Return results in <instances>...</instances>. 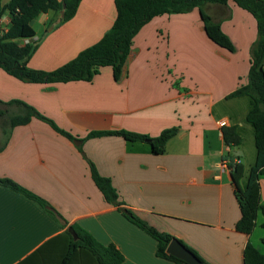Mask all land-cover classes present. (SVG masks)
<instances>
[{"label": "crops", "instance_id": "1", "mask_svg": "<svg viewBox=\"0 0 264 264\" xmlns=\"http://www.w3.org/2000/svg\"><path fill=\"white\" fill-rule=\"evenodd\" d=\"M8 0H0L4 3ZM233 49L206 33L197 6L163 12L144 22L132 37L119 78L105 64L92 79L24 81L0 66V99L24 100L53 119L73 138L32 117L12 128L0 149V176H7L47 201L53 212L0 184V264H16L56 233L76 222L122 252L120 264H180L156 254V239L105 200L90 175L89 160L109 176L121 205L160 230L183 239L213 264H244L250 241L259 250L264 215L258 211L250 232L235 228L240 209L226 153L242 162L245 185L256 150L246 119L248 95L227 96L246 83L256 19L235 1L207 2ZM117 14L114 0H80L70 17L40 12L31 20L37 40L28 65L53 69L97 41ZM9 17L0 16L7 28ZM236 125L238 146L224 142L219 121ZM178 131L156 151L148 141L92 129L126 128L157 135ZM1 138V135H0ZM75 139H81L75 140ZM1 140V139H0ZM260 201L264 202V175Z\"/></svg>", "mask_w": 264, "mask_h": 264}, {"label": "trees", "instance_id": "2", "mask_svg": "<svg viewBox=\"0 0 264 264\" xmlns=\"http://www.w3.org/2000/svg\"><path fill=\"white\" fill-rule=\"evenodd\" d=\"M227 1L114 0L117 14L108 30L97 41L84 47L74 57L53 69H41L28 65V59L36 48L37 40L33 39L20 43L18 38L34 35L31 20L40 12L61 11L59 20H64L74 14L80 0H8L4 3L0 2V16L7 14L9 17L7 28L0 26V66L24 81L47 82L71 79L90 80L99 71L100 66L109 64L112 66L114 78L117 79L120 77L132 37L144 22L159 13L181 12L194 6L199 9L207 35L216 43L233 49V44L222 31L219 21L213 19L204 10V4L207 2L225 4ZM233 1L254 15L257 26V36L249 48L250 66L247 82L227 94V96L245 94L251 99L246 119L253 126L256 155L254 162L248 167L244 186H241L239 182L245 172L242 162L237 161L232 153L224 155L227 159V166L234 184V194L240 209V216L235 222V228L250 232L255 225L258 211L264 215V202L260 201L259 181L260 176L264 175V0ZM0 104L2 105L0 106V149L7 143L12 128L29 122L32 117L45 120L55 130L73 138L70 132L60 128L53 119L24 100L17 98L0 99ZM177 131L176 125L163 128L157 135H149L126 128L92 129L84 138L117 134L130 141H148L153 150L156 151ZM221 131L226 144L238 146L241 143L242 136L236 125L223 124ZM89 168L91 178L102 192L105 200L117 205V208L126 218L156 239L157 255L180 264H189L165 250L168 241L176 235L158 229L132 209L121 205L122 201L119 199V194L110 177L101 174L91 160H89ZM0 184L24 194L48 212L54 211L53 207L47 205L45 199L12 178L0 176ZM70 226L73 228V232L66 228L56 233L16 264H120L124 259L122 252L113 242L103 243L99 241L90 231L76 222L71 223ZM178 238L206 264H213L204 258L196 248L180 237ZM262 242L264 243V237ZM243 262L244 264H264V251L247 241L243 249Z\"/></svg>", "mask_w": 264, "mask_h": 264}, {"label": "water", "instance_id": "3", "mask_svg": "<svg viewBox=\"0 0 264 264\" xmlns=\"http://www.w3.org/2000/svg\"><path fill=\"white\" fill-rule=\"evenodd\" d=\"M81 140V139H75ZM68 230L73 232V228L69 225ZM75 237V234H74ZM166 252L185 260L189 264H206L192 249L186 246L178 237L173 236L165 247Z\"/></svg>", "mask_w": 264, "mask_h": 264}, {"label": "built area", "instance_id": "4", "mask_svg": "<svg viewBox=\"0 0 264 264\" xmlns=\"http://www.w3.org/2000/svg\"><path fill=\"white\" fill-rule=\"evenodd\" d=\"M220 124H223L224 123V120H220L219 121ZM238 161V159H236Z\"/></svg>", "mask_w": 264, "mask_h": 264}, {"label": "rangeland", "instance_id": "5", "mask_svg": "<svg viewBox=\"0 0 264 264\" xmlns=\"http://www.w3.org/2000/svg\"><path fill=\"white\" fill-rule=\"evenodd\" d=\"M0 106H2V105L0 104ZM158 229H159V228H158ZM262 247H264V243H263Z\"/></svg>", "mask_w": 264, "mask_h": 264}]
</instances>
